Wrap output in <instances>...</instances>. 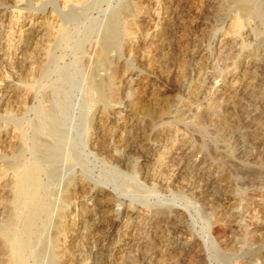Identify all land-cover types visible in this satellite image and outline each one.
<instances>
[{
  "label": "rangeland",
  "instance_id": "obj_1",
  "mask_svg": "<svg viewBox=\"0 0 264 264\" xmlns=\"http://www.w3.org/2000/svg\"><path fill=\"white\" fill-rule=\"evenodd\" d=\"M172 1L167 9L165 0H24L15 9L21 23L32 17L48 20L53 35L50 54L40 60L39 77L23 108L0 113V155L10 153L4 142L13 139L24 165L37 161L40 182L48 190L43 197L51 203L35 227L41 235L23 250L28 264H107L102 249L111 245L121 252L112 264H264V0L249 3L246 17L233 0ZM71 10L74 20L66 16ZM115 14L121 21L110 67L118 94L104 106L94 100L89 75ZM237 20L247 31L238 42L232 28ZM224 36L233 38L222 44ZM162 43L169 48L163 53ZM10 66L0 71V78L14 77L19 63L12 58ZM111 68L100 76L109 79ZM233 73L238 74L235 81ZM198 83V98L191 100ZM144 90L158 98L159 112L149 96L139 98ZM237 99L245 112L226 111ZM186 105L187 114L178 120ZM148 111L150 123L143 114ZM133 115L134 127L124 130L123 123ZM211 118H226L229 127L220 122L211 126ZM162 129L175 132L179 143L189 140L197 162L167 154L165 178L147 180L149 149L143 145L129 155V141L140 132L153 142V134ZM179 166L185 173L167 184V173ZM15 180L13 171L4 176L7 194L0 204V225L15 215L10 205ZM66 189H73L70 205ZM102 195L109 199L110 214L121 221L127 209L138 211L130 243L108 235ZM85 213L92 217L85 219ZM16 225L23 227L18 213ZM12 234L0 235V263L15 256L6 241ZM46 245L54 262L35 256Z\"/></svg>",
  "mask_w": 264,
  "mask_h": 264
},
{
  "label": "bare ground",
  "instance_id": "obj_2",
  "mask_svg": "<svg viewBox=\"0 0 264 264\" xmlns=\"http://www.w3.org/2000/svg\"><path fill=\"white\" fill-rule=\"evenodd\" d=\"M37 1H40V0H37ZM62 1H63L62 3L67 4V1H69V0H62ZM233 1L239 6L241 16L243 15L244 17H246L250 13V9L248 8V4L251 2H256L258 0H233ZM174 2H175V0H174ZM172 3H173L172 0H165V4H166L167 9L169 8L170 4L172 5ZM23 5H24V0H0V71L3 70L5 67L10 66V61L12 60V58L17 60L19 63V70L17 73L14 74V77H12L9 80H5V79L0 78V113L1 114L4 113V114L9 115L15 111L18 112L23 108L26 95L31 90V88H33L35 85L36 76L38 75V70L40 68V60L44 57L49 56L50 48H51V45L53 42V35L50 31V24H49L48 20L42 21V20H39L38 17L37 18L32 17V18H28V19L26 18V20L23 21V23H21L19 21L18 16L15 12V9L21 8ZM167 11H169V10H167ZM171 14H173V13H171ZM51 16H52V13H51ZM66 16H67V19H72V20H74V18L76 17L75 13L72 10L69 11ZM63 19H64V17H63ZM64 20H66V19H64ZM120 21H121V16L119 14L113 15V17L111 18V20L109 21V23L105 27L104 34L102 35L103 38H102V41L100 42V48L97 52L96 58L94 55L95 62H94V64L92 63V69H91L90 75H89V89L94 96L95 102L98 103L99 105L107 106L108 102L111 99L116 98L117 94H118L117 88L115 87V81L117 78L116 72L110 67V62H111L110 53L113 50V48H115V44H116V41H117V38L119 35ZM18 26H20V28L18 30H16V28H18ZM232 28H233L234 40L237 42L239 39L241 41V36L243 34H247V31L245 30V28L241 25V23L238 20L233 22ZM60 30L61 31L63 30V24L60 26ZM174 33H176V32H174ZM232 38L233 37H231V36L230 37L224 36V38H222L223 39L222 44H226L228 41H231ZM243 41H244V39H243ZM185 42H187V41H185ZM166 44L165 43L161 44L162 53L168 48ZM168 50H169V48H168ZM158 51H160V50H158ZM203 55L207 56V53H204ZM158 58H159V56H158ZM160 58H162V57H160ZM10 67L12 68L13 66H10ZM106 68H111V75H110L109 79H105V78H102L100 76V72ZM263 68H264V66H263ZM199 69H200V67H199ZM199 69H198V71H199ZM253 69H254V67H253ZM244 71H245V69H244ZM237 75H236V73H233L230 75V78L232 79V81H235L238 79ZM239 75H241V74H239ZM37 77H39V76H37ZM201 77H202L201 80H203V73H201L200 78ZM198 80L200 81V79H198ZM199 84L200 83H198L197 86L193 87L192 90L190 91V97L189 98L191 100L195 99L198 96V91H200L199 90V87H200ZM188 90H190V89H188ZM144 91H142V93L139 94L140 99H144V98L149 96L151 103H154V101L158 99L157 97L156 98L153 97V91L150 90L149 93L146 91L144 92ZM229 91H230V89H229ZM252 91H254V90H252ZM244 93L247 94V92H244ZM241 100H238V99L234 100L233 102L227 104L226 107L224 106L226 108V111L227 110L231 111V110H235V109H237V110L239 109V112H240V110L242 111L243 109H242ZM150 101L148 104H150ZM193 101H195V100H193ZM156 102L152 105V107L154 106V108H155L154 110L156 112L158 110V112H159V109H158L159 104L157 103V105H156ZM192 104H193V102H192ZM192 104L190 105L191 107H192ZM165 106H167V105H165ZM161 108H163V107H161ZM152 109H150L149 111H151ZM149 111L145 112L143 114H145L147 122L150 123V122H152L153 117L150 116ZM141 112H143V111L141 110ZM152 112H153V110H152ZM187 112H188V106L186 105L182 110H180V113L176 116V118L178 120L183 119L185 117V115L187 114ZM158 115L160 116V114H158ZM155 116L157 117V115H155ZM241 116L245 118V113L242 112ZM14 117H16V116H14ZM133 117H134V115L132 116V118H130L131 120L129 119L130 121H127L128 119H126L127 122L123 123L124 124L123 125L124 130L125 129H132L134 127L135 121H134ZM219 117L222 118V116H220V115H219ZM230 118L231 117H229L228 119H230ZM135 119H137V118L135 117ZM228 119L223 118V119H220L219 121H217L216 118H215V120L211 118V119H209L208 123L211 126H216V124H218L220 122V123H223L224 126H226V125H228ZM244 121H246V119H244ZM231 124H233L232 121H231ZM236 124H238V123H236ZM198 126H200V125H198ZM247 126L248 125H246V127ZM228 127H229V125H228ZM139 133L137 132L138 135H136L135 137H133L129 141V148H130L129 155L133 151H137L138 149L142 148L143 145H146V147H148V149H149L148 151L152 157V163H151L149 170H147V172H146L147 180L155 181V180H158L163 175V168H164L163 161H164V158L167 156V154L172 155V157L179 156V155H186L189 162H194V163L197 162V160H196L197 152H195V150H194L195 148L193 149V146H191L188 143L189 140H188V142L186 141L185 143L177 142L175 139V137H176L175 132H173L171 130H163V129L160 131H157L156 133L153 134V139H152L153 142H150V139L148 138L147 135L139 134ZM251 134L252 133H250V135ZM120 136H121V134H120ZM3 139H5V138L3 137ZM4 144L6 147L11 148V151L7 148L8 151H10V153L9 154L7 153L8 155H0V204L4 203V201H5L6 187L3 183L4 176L9 171H13L16 175V180H15V184L12 188V191L14 193V198L12 201H10L11 202L10 205L13 207V209L15 211V215L13 217L9 218L7 221H5L2 225H0V235H4L5 231H7V230H10L13 233L12 236H10L6 239V241H7L8 245L10 246V248L15 251V256L12 257V259L10 261H7V259H6V261H1L0 264H28L24 254H23V250L30 248L32 246V242H31L32 239L39 237L41 235V232H38V230L36 231L35 227H36L38 221L41 219V217L50 210L51 203L49 201H47L46 198L43 197V195L47 194L48 190H47V187L45 185H43L39 179V176L42 173L41 165L37 161L35 162V160L33 163H30L29 165H26V164L24 165L21 161V151L17 150L16 148H13V139L12 140L8 139L7 141L4 142ZM181 160H183V159H181ZM122 162L124 164H126L127 159L125 158ZM182 164H180V165H182ZM184 169L185 168H183L182 166H179L175 170L172 169L173 171H171L170 174L167 173L168 174L167 178H166L167 184L172 183L173 181H176L180 176H182L185 173ZM163 178H165V177H163ZM72 190L66 189V191H65V200H66V202L69 203V205L72 201V196H73ZM205 191H207V190H205ZM51 193H53V192H51ZM48 194H49V192H48ZM54 194H55V192H54ZM220 197H221V195H220ZM222 199H224V198H222ZM100 206H101L100 209H101V214H103V218L105 220H107V222L110 223V227H109L110 232L108 235L113 236V238H118L121 242L130 243L133 240L132 239L133 238L132 233H133V229H134L133 228L134 223H136L140 217L138 211H136L134 209H127L125 211V214H124L125 220L123 219L124 221H121L120 219H117L115 216L110 214V212H109L110 202H109V199H107V197H105L104 195L101 196V205ZM17 213L22 216V221H23V227L20 230L16 225V214ZM90 216L92 217L91 214L89 215V213H85L83 217L85 219H87V218L90 219ZM18 217H19V215H18ZM47 220H49V219H47ZM20 222H21V220H20ZM47 223L48 222L46 221V224ZM57 223H59V220ZM88 226H89V224H88ZM56 228H57V226H56ZM58 228H59V224H58ZM73 228H71L70 231L68 230L70 235H71L70 237H74V235H75V233H74L75 229H73ZM40 230H42V229H40ZM52 231H53V229H52ZM158 232H159V230H158ZM79 233H81V232H79ZM84 234H85V232H84ZM57 236H60V231L58 232ZM104 237H106V236L104 235ZM79 239H80V237H79ZM65 242H66V240H65ZM107 245H109V244H107ZM111 246H114V245H111ZM111 246L110 247L105 246L102 249V255L107 258V264H112V258L113 257L120 258V255H121L120 251L112 248ZM76 251H74V253H76ZM78 253H80V252H78ZM35 256L38 260H47L48 259V260H50V262H54V258H53L54 255H52V250L47 245L41 251L39 250V253H36Z\"/></svg>",
  "mask_w": 264,
  "mask_h": 264
}]
</instances>
